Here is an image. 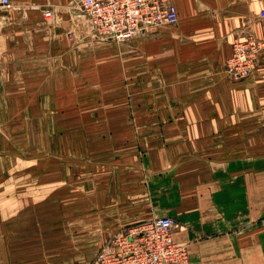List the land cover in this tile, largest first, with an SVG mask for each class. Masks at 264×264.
<instances>
[{
    "label": "crops",
    "instance_id": "1",
    "mask_svg": "<svg viewBox=\"0 0 264 264\" xmlns=\"http://www.w3.org/2000/svg\"><path fill=\"white\" fill-rule=\"evenodd\" d=\"M78 1L0 11V128L55 152L39 147L38 184L0 173V264H93L161 216L191 264H264V53L251 77L224 73L237 39L264 40V0H163L179 21L123 43L94 40ZM0 145L16 157L10 133Z\"/></svg>",
    "mask_w": 264,
    "mask_h": 264
},
{
    "label": "built area",
    "instance_id": "2",
    "mask_svg": "<svg viewBox=\"0 0 264 264\" xmlns=\"http://www.w3.org/2000/svg\"><path fill=\"white\" fill-rule=\"evenodd\" d=\"M77 5L87 16L96 41L123 43L179 21L177 7L163 0H79ZM11 6L12 0H0V11ZM44 15L52 18L53 10H44ZM260 16L264 18V11ZM263 52L264 40L252 31L246 33L234 42L233 53L225 61V75L232 81L251 77ZM180 227L171 216L131 225L104 241L93 264H191L188 247L175 238Z\"/></svg>",
    "mask_w": 264,
    "mask_h": 264
},
{
    "label": "rangeland",
    "instance_id": "3",
    "mask_svg": "<svg viewBox=\"0 0 264 264\" xmlns=\"http://www.w3.org/2000/svg\"><path fill=\"white\" fill-rule=\"evenodd\" d=\"M264 53V52H263ZM262 56V55H261ZM48 117H54L55 114H50L47 113L46 114ZM59 130L57 129H53V128H49L46 130H42V134L41 136L44 138H47V141H53L55 142V138L57 136ZM3 132H8L11 134L12 137H14L16 145H14V148L11 149L10 145H9V151H14L16 157H19L18 159H15L16 157H12L10 159V157H8L6 154L4 155H0V173H1V177L2 179H6L8 172H14L15 175V181H16V185H22L23 184V173L22 172H31V180L29 181L31 185H35L38 184V174L40 173V169L37 166V162L38 159L42 158V152L39 151V147H41V150L43 149L45 151V153H48V155H50L51 157L55 156V152H54V146H52L50 144V146H39L38 142V137H40V131L39 130H35L34 134H30L29 130L27 129H15V130H8V129H4L0 128V138L3 137ZM60 135V132H59ZM35 141V142H34ZM1 146V145H0ZM3 147V146H2ZM5 148V147H4ZM1 149V148H0ZM2 150H4L2 148ZM10 155L12 153H9ZM28 156H30L29 159H34L33 161H29V163H24V159H22L23 157L28 158ZM42 161V160H41ZM27 164V165H25ZM29 165V167H27ZM68 164H71L70 162H68ZM43 171V170H42ZM84 173V172H81ZM24 180H28L27 178H25ZM27 182V181H26ZM26 184V183H25ZM28 184V182H27ZM54 186V185H53Z\"/></svg>",
    "mask_w": 264,
    "mask_h": 264
}]
</instances>
